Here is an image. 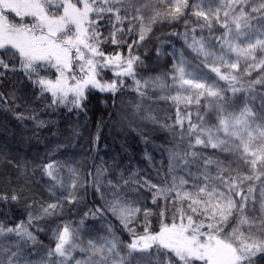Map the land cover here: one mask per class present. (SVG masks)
<instances>
[{
	"label": "snow or ice",
	"instance_id": "1",
	"mask_svg": "<svg viewBox=\"0 0 264 264\" xmlns=\"http://www.w3.org/2000/svg\"><path fill=\"white\" fill-rule=\"evenodd\" d=\"M157 23H182L183 33L171 35L182 36L199 63L193 66L180 51L172 54L177 62L169 73H149L135 49ZM109 44L111 52L104 48ZM106 70L111 79H104ZM254 71L259 75L251 79ZM24 81L34 90L33 101L41 102L27 116L15 111L17 101L31 107ZM5 83L4 110L37 128L52 123L41 111L86 115L94 92L110 94L114 123L121 127L136 123L150 93H164L157 98L171 101L176 117L162 125L172 133L170 181L141 182L133 173L107 182L112 199L104 207L128 233L127 242L111 225L105 235L83 240L65 224L52 230L55 246L44 245L37 233L45 229L34 222L62 207L48 203L14 226L0 220V240L9 241L0 244V264H257L264 257V93H257V86L264 89V0H0V85ZM126 90L138 97L131 112ZM140 118L155 122L151 113ZM145 156L150 159L147 151ZM16 167L22 183L18 191L0 189L5 205L26 199L27 165ZM43 171L53 182L50 191L65 188L57 165L48 163ZM70 188L64 197L69 203L77 200L76 180ZM125 188L137 199H128ZM141 190L151 193L155 209L141 202Z\"/></svg>",
	"mask_w": 264,
	"mask_h": 264
},
{
	"label": "trees",
	"instance_id": "2",
	"mask_svg": "<svg viewBox=\"0 0 264 264\" xmlns=\"http://www.w3.org/2000/svg\"><path fill=\"white\" fill-rule=\"evenodd\" d=\"M150 14L145 12L146 17ZM133 23L137 25L138 31L139 22ZM183 31L182 23L153 25L152 32L135 49L137 54L144 57L145 63L149 66V73L154 75L169 73L173 64L177 62L172 54L176 52L178 56V48L185 53L193 66L199 63L195 59V54L187 48L182 36L171 35L173 32L183 33ZM134 38L135 36L129 37V40ZM114 47L110 44L104 46L107 52H111ZM157 49L161 53L159 56L156 54ZM203 71L215 79V74L210 73L207 68ZM258 75L259 73L254 71L251 79H255ZM111 78L112 71L106 70L104 79ZM128 83L131 84V81L129 80ZM219 83L224 86L223 81ZM8 89V83L0 85V91L7 92ZM33 91L31 85L24 81L23 92L28 94L27 101L31 107L26 110L25 104L17 101L20 106L15 109L16 112H24L27 116L32 108L38 110L41 107V102L33 101ZM257 93H264V89L257 86ZM163 94L150 93L151 99L145 100L140 113V117L151 113L155 117V122L137 117L136 123L131 127L127 125L121 127L114 123L112 99L108 93L94 92L90 97L86 115L67 113L66 109H60L57 113L41 111V118L52 122L43 128H37L35 122L30 119L18 120L12 112H6L0 102V189L9 192L13 189L19 190L22 181L18 179L17 164L27 165L28 180L24 190L25 200L20 204L0 203V220H4L9 226H14L27 219L29 210L39 211L41 205L59 203L62 207L57 209L55 215L34 222L45 229L37 233L44 245L54 247L52 230L58 225L62 227L65 224L73 230H78L83 240L105 235L108 225H111L117 235L127 242L130 239L128 233L119 220L104 207L105 200L112 199V190L107 182L109 180L115 182L121 175L128 178L133 173L141 182L148 179L152 183L164 185L170 181L168 167L172 133L162 125L165 123L170 125L174 122V111H172L174 104L157 98ZM123 100L129 105L128 111L131 112V104L135 103L138 97L131 90H126L123 93ZM254 104L258 107L260 99L257 98ZM110 113H113V119L109 118ZM98 131L99 140L96 141ZM141 133L147 138L148 143L144 142ZM146 151L150 159L145 156ZM48 163L57 165L59 174L65 180V188L57 187L50 191L53 182L43 171V166ZM98 168L106 170L103 175L97 174ZM69 169H75V174ZM72 180L77 181V188L74 190L77 200L69 203L64 197L69 191H73L70 188ZM120 182L122 183V180ZM98 183L100 192L96 191ZM122 192L128 193V199H137V194L128 192L127 188L122 189ZM101 193L104 194L105 199H101ZM139 198L143 204L155 209L151 204V193L147 190H141ZM27 203L32 204V209L25 207ZM97 208L102 209V214L93 216L91 212ZM86 213L89 214L85 215ZM151 219L153 228H158V215H153ZM32 230L35 231V228ZM8 243L7 240H0V244L5 246ZM257 264H264V257H259Z\"/></svg>",
	"mask_w": 264,
	"mask_h": 264
},
{
	"label": "rangeland",
	"instance_id": "3",
	"mask_svg": "<svg viewBox=\"0 0 264 264\" xmlns=\"http://www.w3.org/2000/svg\"><path fill=\"white\" fill-rule=\"evenodd\" d=\"M180 51H182L180 48H178L177 49V53H179ZM176 53V52H175ZM181 107H183V106H181ZM172 111H174V119H173V121L175 120V117H176V106L174 105V107H173V109H172Z\"/></svg>",
	"mask_w": 264,
	"mask_h": 264
}]
</instances>
